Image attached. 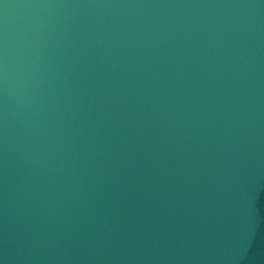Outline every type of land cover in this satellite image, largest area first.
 Masks as SVG:
<instances>
[{"label": "water", "instance_id": "obj_1", "mask_svg": "<svg viewBox=\"0 0 264 264\" xmlns=\"http://www.w3.org/2000/svg\"><path fill=\"white\" fill-rule=\"evenodd\" d=\"M0 264H264V0H0Z\"/></svg>", "mask_w": 264, "mask_h": 264}]
</instances>
